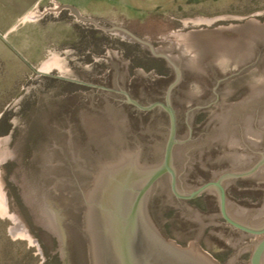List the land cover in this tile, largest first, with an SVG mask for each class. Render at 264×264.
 Here are the masks:
<instances>
[{"label":"rangeland","instance_id":"374dc122","mask_svg":"<svg viewBox=\"0 0 264 264\" xmlns=\"http://www.w3.org/2000/svg\"><path fill=\"white\" fill-rule=\"evenodd\" d=\"M114 27L179 72L169 97L179 141L188 139L187 125L190 141H203L218 128L212 115L225 119L223 112L264 97V0H171L147 13L119 0H0V264H93L87 231L56 209L46 166L68 124L73 147H87L85 121L107 103L125 116V145L135 138L142 164L158 161L169 128L164 112H137L118 94L77 83L123 90L143 106L164 102L174 68ZM213 88L216 103L213 93L204 96ZM209 103L186 124L188 107ZM258 184L243 198L263 208ZM147 212L166 240L212 264H249L258 238L223 236L212 217L218 208L178 200L167 178L154 185Z\"/></svg>","mask_w":264,"mask_h":264},{"label":"water","instance_id":"95a60500","mask_svg":"<svg viewBox=\"0 0 264 264\" xmlns=\"http://www.w3.org/2000/svg\"><path fill=\"white\" fill-rule=\"evenodd\" d=\"M114 29L148 46L153 56H163L154 54L150 45L125 30L116 27L111 30ZM169 63L177 77L168 86L164 102H153L146 106L132 100L123 90H109L77 82L118 94L122 97L121 103L139 112L162 109L168 116V135H165L158 161L142 164L135 138L131 147L125 145L124 114L111 109L107 103L104 113L85 121L89 139L87 147H73L71 124H68L58 144L48 148L46 162L52 171L56 209L75 227L87 231L93 264H212L193 249H183L166 240L149 218V195L156 182L166 176L170 190L177 199H192L206 190L215 189L220 212L228 223L258 238L251 249L249 264H264V207H256L258 210L253 214L231 205L225 208L221 181L227 175L196 188L198 181L212 178L224 168H240L255 162L252 154L243 146L242 139L259 149L260 159L252 169L228 176H247L261 168L258 182H264V97L248 101V107H244L243 102L223 112L225 119L212 115L220 120L217 130L204 132L203 141H190L189 136L175 147L179 141L176 137L175 112L169 97L179 83L180 75ZM255 110L258 111L257 115ZM256 120L257 127L253 124Z\"/></svg>","mask_w":264,"mask_h":264},{"label":"flooded vegetation","instance_id":"af4514ba","mask_svg":"<svg viewBox=\"0 0 264 264\" xmlns=\"http://www.w3.org/2000/svg\"><path fill=\"white\" fill-rule=\"evenodd\" d=\"M186 83L187 82L181 83L179 86H177L176 89H178L180 86L184 87L185 86L184 84H186ZM188 83H189V81H188ZM206 92H208V93H206ZM209 92H210V94L213 93V95H214L213 96L214 97L213 98L214 101L212 103H216L218 101V96H217V94L214 91L211 92V90L209 91L207 89V90H205L204 96L206 94H209ZM179 93L182 94L183 92H179ZM157 99H159V101L162 100L160 98H156V100ZM215 100H216V102H215ZM209 106H210V103L204 105L203 107L197 106V105H193L192 107L191 106L188 107L186 113H187V115H189V114H191V113H193V112H195V111H197L199 109L208 108ZM133 109L136 110L135 108H133ZM155 109H158L161 112H164L160 108H155ZM155 109H153V110H155ZM173 110L175 112V117H176V137H177V126H178L177 118H178V116L176 114V110L174 108H173ZM136 111L139 112L138 110H136ZM255 111H256L255 115H257L258 111L257 110H255ZM149 112H151V111H149ZM164 114L167 116V114L165 112H164ZM253 124H254V126L257 127V120ZM192 130H193V126L188 127V137L187 138H189V136L192 135ZM256 130H258V128H256ZM242 142H243L242 143L243 146L252 154L251 158L255 162H252L250 165L245 166V167H240V168H234V169L224 168L220 172L216 173L214 175V177L209 178V179L204 178V179H201L200 181H198L196 183L198 185L196 188H198L201 185H203L205 183H208V182H216L221 175H227V177H225L221 181V186L223 188L224 196H225V208L231 205V206H233L236 209L239 208V209H241L242 211H244L246 213L253 214V213H256L257 210H258V209H256V207H254V206H257V204L254 203V201L249 204L248 200L243 198V195L244 194H248L249 191H251L252 193H258V191H259L258 175H259V170L261 168L255 170L254 172H252L250 175H247V176H239V177H230V176H228L230 174H242L243 172H246V171L252 169L254 167V165L260 159L259 149L257 147H253L254 145L253 146L251 145L253 143H247L244 139H242ZM180 144H182V143L179 141V143L176 144L175 147L180 145ZM239 157L243 158L245 156H239ZM162 178H167L168 186H169L168 177L164 176ZM162 178H160V179H162ZM249 180H251V182H252L251 184L249 183ZM176 186H177V173H176ZM178 200L194 203V207L195 208H199L200 210H204L205 212H209V213L215 212V210H217V208H218L220 216L218 218H215L214 216H212V217H213L214 220L215 219L216 220L217 219L220 220V224H215L214 226L217 227L218 229H220V231H222L223 236H225V237L228 236L229 231H237L238 233L245 234L248 238L251 237V236L255 237V236H253L251 234H248L246 232H243V231H241L239 229H235L230 223H228L227 219L220 212L218 195H217V192H216L215 189L206 190L205 192L201 193L199 196H197L195 198H192V199H187V200L186 199L185 200L178 199ZM227 216L231 220H234L228 214H227Z\"/></svg>","mask_w":264,"mask_h":264},{"label":"crops","instance_id":"0c3cea01","mask_svg":"<svg viewBox=\"0 0 264 264\" xmlns=\"http://www.w3.org/2000/svg\"><path fill=\"white\" fill-rule=\"evenodd\" d=\"M171 3V0H119V4L124 7L137 10L139 12H151Z\"/></svg>","mask_w":264,"mask_h":264}]
</instances>
